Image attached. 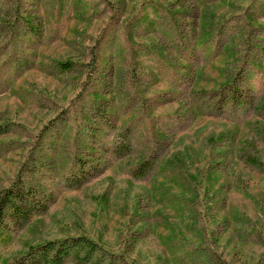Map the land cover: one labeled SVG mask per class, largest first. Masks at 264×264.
I'll return each instance as SVG.
<instances>
[{"label": "rangeland", "instance_id": "374dc122", "mask_svg": "<svg viewBox=\"0 0 264 264\" xmlns=\"http://www.w3.org/2000/svg\"><path fill=\"white\" fill-rule=\"evenodd\" d=\"M8 189L0 264H264V0H0Z\"/></svg>", "mask_w": 264, "mask_h": 264}, {"label": "trees", "instance_id": "16d2710c", "mask_svg": "<svg viewBox=\"0 0 264 264\" xmlns=\"http://www.w3.org/2000/svg\"><path fill=\"white\" fill-rule=\"evenodd\" d=\"M123 142V141H122ZM119 143V148L123 151H125V147L127 145L125 143ZM145 165V163L143 164ZM145 167V166H142ZM146 168V167H145ZM32 197L31 193H28V195H24L21 191H14L13 189L5 190L0 194V244L5 241V234L3 229V225L5 222V217L7 214L13 215L15 218L24 216V218H27V216H30L32 214L31 208L26 213L25 207L17 203V199H21V197ZM26 200V198H24ZM70 242V243H69ZM77 238L72 239L71 241H51L46 244H41L38 246H35L31 251L26 253L25 255L21 256L19 260L13 261V263L10 264H53L56 262H60L64 255H65V247L67 244L70 246L77 245ZM1 255V252H0ZM36 256L40 257L38 260L35 259ZM1 257V256H0ZM11 261L10 258H5L3 260L2 264H9Z\"/></svg>", "mask_w": 264, "mask_h": 264}]
</instances>
